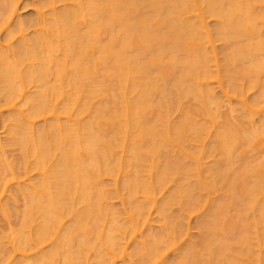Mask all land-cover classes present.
<instances>
[{
	"label": "bare ground",
	"instance_id": "bare-ground-1",
	"mask_svg": "<svg viewBox=\"0 0 264 264\" xmlns=\"http://www.w3.org/2000/svg\"><path fill=\"white\" fill-rule=\"evenodd\" d=\"M26 1L0 0V264H264V0Z\"/></svg>",
	"mask_w": 264,
	"mask_h": 264
},
{
	"label": "rangeland",
	"instance_id": "rangeland-1",
	"mask_svg": "<svg viewBox=\"0 0 264 264\" xmlns=\"http://www.w3.org/2000/svg\"><path fill=\"white\" fill-rule=\"evenodd\" d=\"M29 2H31V0L26 1L25 3H29ZM33 14H34V12L30 7L22 11V16L25 18L31 17V16H33ZM16 154H17V152H14L15 156H16ZM195 223H196V220L194 218L191 221V226H195ZM194 230H195L194 233H195L196 237H198V235H199L198 231L196 229H194Z\"/></svg>",
	"mask_w": 264,
	"mask_h": 264
}]
</instances>
